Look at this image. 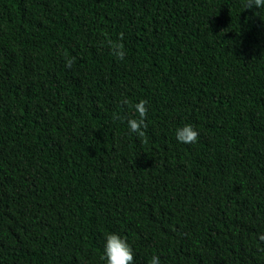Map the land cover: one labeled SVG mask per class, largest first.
Here are the masks:
<instances>
[{"label": "trees", "instance_id": "trees-1", "mask_svg": "<svg viewBox=\"0 0 264 264\" xmlns=\"http://www.w3.org/2000/svg\"><path fill=\"white\" fill-rule=\"evenodd\" d=\"M245 3L0 0V264H106L110 233L133 264H264V9Z\"/></svg>", "mask_w": 264, "mask_h": 264}, {"label": "clouds", "instance_id": "clouds-1", "mask_svg": "<svg viewBox=\"0 0 264 264\" xmlns=\"http://www.w3.org/2000/svg\"><path fill=\"white\" fill-rule=\"evenodd\" d=\"M245 10L264 9V0H246L244 5ZM259 14V13H254ZM123 39L121 34L120 40ZM110 47L112 55L118 60H124L126 56V50L122 42H114L111 39L106 41ZM75 57H65V67L71 68L75 63ZM123 104H128L127 99L122 101ZM147 101L141 99L138 103L133 105L137 116H131L127 118V124L129 130L133 133L138 134L139 137L145 136V129L147 128ZM115 119H122L123 117L119 113H114ZM199 133L191 124H185L183 127L176 130V139L178 142L183 144H195L197 142ZM260 240L264 241V236L259 237ZM106 264H133L134 255L133 249L127 242L126 238H122L116 233H110L106 236V244L104 249V256ZM150 264H160V257L153 255Z\"/></svg>", "mask_w": 264, "mask_h": 264}]
</instances>
